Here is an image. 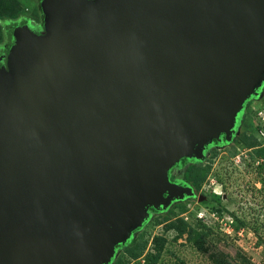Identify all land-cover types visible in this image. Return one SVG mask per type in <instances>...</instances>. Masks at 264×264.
<instances>
[{"label":"water","instance_id":"1","mask_svg":"<svg viewBox=\"0 0 264 264\" xmlns=\"http://www.w3.org/2000/svg\"><path fill=\"white\" fill-rule=\"evenodd\" d=\"M0 56V264H112L191 196L264 85V0H43Z\"/></svg>","mask_w":264,"mask_h":264},{"label":"rangeland","instance_id":"2","mask_svg":"<svg viewBox=\"0 0 264 264\" xmlns=\"http://www.w3.org/2000/svg\"><path fill=\"white\" fill-rule=\"evenodd\" d=\"M44 24L43 0H0V56L13 45L12 26L44 30ZM254 126L261 129L255 135L264 133V85L246 103L231 141H214L201 160L187 159L174 167L192 195L156 210L117 250L112 264H215L212 255L224 257L227 264H264V140L258 149L243 143ZM236 218L245 224L239 226ZM168 229L180 238L175 240L171 231L169 242L163 241ZM141 249L138 258L130 256Z\"/></svg>","mask_w":264,"mask_h":264},{"label":"trees","instance_id":"3","mask_svg":"<svg viewBox=\"0 0 264 264\" xmlns=\"http://www.w3.org/2000/svg\"><path fill=\"white\" fill-rule=\"evenodd\" d=\"M17 26H12L10 29V37H11V39H10V41H11V44H13V41H14V38H13V31H14V29L16 28ZM33 30V29H32ZM34 31V30H33ZM42 32L43 31V28H41V29H39V32ZM40 32V33H41ZM37 33V32H36ZM40 33H38V34H40ZM260 128L259 127H253V132L251 133V134H246V137H245V135L243 136V138H244V141H243V143L246 145V146H249V147H253L254 149H258L259 147H260V145H262V143L260 142V139H259V137H258V135L260 136V134H256L255 135V133H257L258 131L260 132L261 131V129L259 130ZM261 140H263V139H261ZM253 148H250V149H253ZM258 156H260L259 154H258ZM185 160V159H184ZM183 161V160H182ZM194 169H196V168H194ZM194 169H191V170H189V172L187 173V175H186V177H187V179H190V176H192L193 174L191 173L192 171L194 172ZM206 176H207V173L205 172L204 173V176L202 177V179H205L206 178ZM151 212L152 213H154V212H157L155 209H151ZM237 219V222L239 223V226H241V225H243V224H245V221H243V220H241V219H239V218H236ZM171 228H178L177 226H175V225H171L170 226ZM171 231H175L174 233L176 234L175 235V240H177V239H179L180 238V235H179V233L175 230V229H168L166 232H165V234H164V240L163 241H165L166 243H168L169 241H168V238L166 237L167 236V233H169V232H171ZM195 244H197L198 245V241L196 240V243ZM199 248H202L201 246H198ZM120 247H118V249H119ZM142 250L143 249H141V250H139V251H136V250H134L133 252H131V254H130V256L131 257H133V258H138L139 256H141V253H142ZM206 252L208 251V249L206 248V250H205ZM212 259H213V261L215 262V264H227V261L225 260V258L224 257H220V256H218L217 255V257L215 256V255H212ZM113 263V262H112Z\"/></svg>","mask_w":264,"mask_h":264},{"label":"flooded vegetation","instance_id":"4","mask_svg":"<svg viewBox=\"0 0 264 264\" xmlns=\"http://www.w3.org/2000/svg\"><path fill=\"white\" fill-rule=\"evenodd\" d=\"M35 32H37V33H40L39 32V30H35V29H33ZM222 138L223 139H225V137L224 136H222ZM187 159H185V160H183V161H186ZM173 170H174V168L170 171V180L172 181V182H174V183H178V184H180V185H183V186H186V184H184V182H185V179H184V177H183V175H181V176H179V177H176V175H174V173H173ZM207 200V199H206ZM151 214H153L152 212H151Z\"/></svg>","mask_w":264,"mask_h":264},{"label":"built area","instance_id":"5","mask_svg":"<svg viewBox=\"0 0 264 264\" xmlns=\"http://www.w3.org/2000/svg\"><path fill=\"white\" fill-rule=\"evenodd\" d=\"M258 137H259V139L261 140V139H263L264 140V133L263 132H261L260 133V136L258 135Z\"/></svg>","mask_w":264,"mask_h":264}]
</instances>
